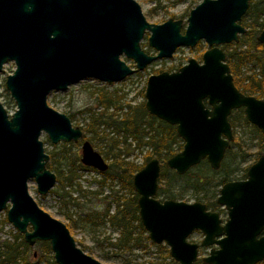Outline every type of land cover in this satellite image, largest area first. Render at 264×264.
I'll list each match as a JSON object with an SVG mask.
<instances>
[{"label":"water","instance_id":"water-1","mask_svg":"<svg viewBox=\"0 0 264 264\" xmlns=\"http://www.w3.org/2000/svg\"><path fill=\"white\" fill-rule=\"evenodd\" d=\"M251 0H201L182 19L148 22L136 0H0V72L13 61L5 88L16 109L0 102V211L29 246L47 241L56 264H106L80 248L64 222L43 210L28 190L33 179L39 194L56 183L46 164L40 135L52 144L77 142L83 131L47 103L51 91L66 90L86 78L121 81L157 59L171 58L181 46L204 40L199 62L193 57L174 71L150 74L144 107L174 125L181 150L165 164L178 175L206 160L216 170L233 139L229 115L243 108L245 119L261 133L264 147V99L242 93L234 84L220 44L238 42L240 23ZM148 53L141 45L145 33ZM264 44V25L256 36ZM131 59L135 68L121 58ZM80 162L103 172L108 164L85 139ZM161 163L150 158L132 176L140 223L149 240L169 247L178 264H193L199 247H209L205 264H256L264 260V154L246 178L222 184L216 203L225 221L200 201L159 200ZM200 230L199 243L187 237Z\"/></svg>","mask_w":264,"mask_h":264},{"label":"rangeland","instance_id":"rangeland-1","mask_svg":"<svg viewBox=\"0 0 264 264\" xmlns=\"http://www.w3.org/2000/svg\"><path fill=\"white\" fill-rule=\"evenodd\" d=\"M136 1L140 4L142 13L148 22L162 23L168 18L182 19L184 28L189 11L201 0ZM242 25L245 27L244 24ZM148 34L149 32L145 33V36L141 40V45L146 52L154 54L156 50L147 44ZM223 45H220V47L223 48ZM206 48L207 44L204 40L200 41L194 47L181 46L176 49L171 58L157 59L143 70H136L133 74L125 77L121 81L104 82L94 78L83 79L70 85L66 90L51 91L47 96V103L57 111L67 114L71 119L72 125L78 126L83 130L87 140L103 156L107 163L110 162L111 157L106 158L105 152L115 142L116 149L121 151L120 158L136 165H143L144 154L150 150V147H137V140L129 134L116 131L112 125H99L96 134L90 131L85 132L84 128H87L88 122L91 120V113H102L106 116L113 113V120H120L130 113V108L145 102V85L150 74L158 73L162 70L174 71L181 65L187 63L190 57L201 61V54ZM121 58L128 65L135 68L134 62L131 59L125 58L124 56H121ZM14 68V62L9 61L3 65V70L0 72V102L9 114L16 109V106L4 84L6 76L12 73ZM249 68L250 64L243 67L242 71L250 72ZM99 94L110 95L113 99H117V103L105 108L99 103ZM118 106H122L121 109H118ZM235 114V111H233L231 119L234 122L233 133L236 142L232 144L229 152L236 153L238 156H225L223 160L225 164L218 170L211 171L214 178H218V175L228 172L230 173V180L243 179L242 175L245 172V168L255 162L260 154H264V149L260 150L261 140L256 130L250 123L246 124L240 118L234 117L233 115ZM124 138H126L125 142H123ZM40 139L43 141L45 152L49 155L48 161L53 160V168L56 167L57 169L63 170L64 173H67L71 164L74 166L77 165L78 162L75 158L78 157L80 159L81 140L77 142L52 144L44 132L41 133ZM177 144L174 146L175 149L178 148ZM259 151L260 153L258 154ZM240 154H244L245 157L241 159ZM200 169L201 166L198 164L192 167L190 171L195 176L197 173H200ZM52 171L57 174L55 169ZM75 172L78 176L76 179L77 184L65 185L62 188L59 181H56L48 193L39 194L35 181L30 179L28 182V190L43 210L68 225L72 236L80 248L84 249L87 254L100 262L106 264H178L170 255V257H167L169 247L166 244H155L146 240L144 238L147 235L146 232L141 234L144 242L142 246H134L131 248H118L114 246L113 243L119 235V230L111 225L107 216H95L94 213H102L107 206L109 208V214L114 213L116 208L114 202L115 195L122 194L127 197L129 195L127 189L120 187L119 183L115 180L111 181L107 179L105 183H100L103 175L93 168H77ZM171 172H174V170L168 168L166 177ZM187 178L175 177L172 185L169 186L172 194L176 196L175 199L186 202L200 201L205 203L204 191H195L187 187L185 183ZM161 186L165 187V184L162 183ZM219 188L220 186H211L209 190L210 194ZM82 191H93L96 193L84 195L85 193L83 194ZM217 195L218 191L216 192L214 200ZM156 198L159 200L167 199L165 193L156 195ZM218 207L216 211L220 212L223 220L226 219L225 209L219 205ZM139 231V228H137V234ZM16 234L20 233L7 221L6 211H0V242L5 240L13 241ZM202 238L203 234L199 230L194 231L188 236L189 241L196 243H199ZM209 249V247H201L199 250V258L206 256ZM26 257L28 259L27 263L19 260L17 264H45L44 258L39 257L38 247L36 245L31 246L30 250L26 253Z\"/></svg>","mask_w":264,"mask_h":264},{"label":"trees","instance_id":"trees-1","mask_svg":"<svg viewBox=\"0 0 264 264\" xmlns=\"http://www.w3.org/2000/svg\"><path fill=\"white\" fill-rule=\"evenodd\" d=\"M153 1L159 2L160 0ZM241 23L245 25L246 32L240 36V40L237 44H234L233 46L227 45L225 60L229 65L235 86L244 94L254 95L258 98L264 99V44L258 42L256 39V36L264 25V0H251L248 10L241 19ZM248 64H250V72H243V67H246ZM98 99L99 103L105 108L117 103V99H113L110 95L106 94H99ZM121 107L122 106H118L117 108L121 109ZM235 113L236 114L233 115L234 117L240 118L246 124L249 123L245 119L242 109L235 110ZM112 115L113 113L108 114V116L102 113H91V120L88 122L87 128H84V131H90L96 134L97 127L101 124H105L106 126L112 125L118 132L122 131L125 134L131 135L135 140H137V147H150V150L144 154L143 165L152 157L158 158L161 163L157 195L165 193L167 198L175 199L176 196L172 194L169 186L172 185L175 177H188L185 181L186 186L194 189L195 191H204V197L206 198L205 204L208 209H218V205L216 204L214 197L219 189L212 194H210L209 190L211 186L218 187L224 182L230 180V173L226 172L218 175V178H214L211 173L213 169H211L206 160H202L199 163L201 166L200 173H197L195 176L192 175V172L190 171L192 169L191 168L182 175H178L174 171L166 177L168 167L165 162L167 158L178 152L183 145L182 139L179 138L176 133L175 126L149 114L144 107V102L130 108V113L120 120H113ZM230 121L233 126L234 122L231 118ZM252 127L256 130L259 139L261 140L262 137L259 130L253 125ZM145 137L146 139H144ZM82 139H87L85 134ZM125 139L126 138L123 139V142H125ZM235 142L236 139L233 140L232 144H235ZM176 144L178 145V148L175 149L174 146ZM116 148L117 146L114 142L109 146L107 152H105V157L108 158L110 156L111 160L108 162V168L105 171L98 172L103 175L100 183H105L107 179L111 181L115 180L119 183L120 187L127 189L129 195L127 197L122 194L115 195L114 202L116 208L114 213L109 214V208L107 206L102 213L95 212L94 215L101 217L107 216L111 225L115 226L119 230V235L113 243L114 246L118 248L142 246L144 245V242L141 234L146 231L140 223L137 206L138 195L132 185V176L143 165H136L120 158L121 151ZM261 149H263L262 144H260V150ZM259 153L260 151L258 154ZM126 155H128V153H126ZM228 155L231 157H234L235 155L238 156L236 153H231L227 150L226 156ZM240 156L241 159L245 157L244 154H240ZM75 160L78 162L77 165L74 166L71 164L67 173H64L63 170L57 169L56 167L53 168V160L48 161L46 164L50 170H56V180L59 181L62 188L65 185L77 184L76 179L78 176L75 172L77 168L91 169L90 167L81 164L78 157H76ZM223 164H225L224 161H222L221 166ZM162 183L165 184V187L161 186ZM82 193H85L84 195H86L95 194L96 192L82 191ZM137 228H139L140 234H137ZM144 238L149 240L147 235H145ZM35 245L38 247L39 257L44 258L45 264H56L53 259L50 245L47 241H37ZM30 248L31 246L23 240V236L20 234H16L13 241L5 240L0 242V264H17V261L19 260L27 263L28 259L26 257V253L30 250ZM167 257H170L168 251ZM193 264L205 263H203L201 259H198ZM256 264H264V260Z\"/></svg>","mask_w":264,"mask_h":264},{"label":"flooded vegetation","instance_id":"flooded-vegetation-1","mask_svg":"<svg viewBox=\"0 0 264 264\" xmlns=\"http://www.w3.org/2000/svg\"><path fill=\"white\" fill-rule=\"evenodd\" d=\"M240 36H241V35H240ZM240 36H239V40H240ZM200 41H202V40H200ZM200 41H198L197 44H199ZM238 42H239V41H238ZM238 42L224 43V45H223V44H220V45H223V48H221L220 45H219V47L225 52V56H226V48H227V45H228V46H229V45L233 46L234 44H237ZM197 44H196V45H197ZM206 44H207V43H206ZM207 48H208V45H207ZM207 48H206V49H207ZM206 49H205V50H206ZM205 50H204V51H205ZM202 54H203V52H202ZM202 54H201V56H202ZM225 61H226V60H225ZM199 62H200V61H199ZM239 109H242V110H243V108H238V109H234V110L231 111V113H230V115H229V121H230V118H231V115H232L233 111H235V110H239ZM243 114H244V113H243ZM244 117H245V116H244ZM157 119H158V118H157ZM230 123H231V121H230ZM251 125H252V124H251ZM231 126H232V124H231ZM253 126H254V125H253ZM82 131H83V130H82ZM259 132H260V131H259ZM232 133H233V126H232ZM260 134H261V133H260ZM83 136H84V132H83ZM261 137H262V136H261ZM234 139H235V138H234V133H233V139H232V141L230 142V147H229L227 150H229V149L231 148V144H232V142H233ZM79 141H80V140H79ZM82 141H83V139H81V142H82ZM182 143H183V142H182ZM261 144H262V138H261ZM263 149H264V147H263ZM227 150H226V151H227ZM260 155H261V154H260ZM260 155H259V156H260ZM225 156H226V152H225V154H224L223 160H224ZM259 156H258V157H259ZM258 157H257V158H258ZM223 160H222V161H223ZM107 164H108V163H107ZM221 164H222V162H221ZM250 165H251V164H250ZM250 165H249V166H250ZM220 166H221V165H220ZM249 166L246 167L245 172H244V174L242 175V178H243V179L246 178V172H247V169H248ZM219 168H220V167H219ZM219 168H218V169H219ZM211 169H212V168H211ZM218 169H216V170H218ZM213 170H214V169H213ZM236 180H241V179H236ZM228 181H230V180H228ZM158 183H159V181H158ZM221 186H222V185H221ZM221 186H220V187H221ZM158 188H159V187H158ZM219 189H220V188H219ZM157 192H158V191H157ZM218 193H219V190H218ZM156 195H157V194H156ZM217 196H218V195H217ZM216 198H217V197H216ZM167 199H168V198H167ZM215 202H216V199H215ZM216 204H217V203H216ZM217 205H218V204H217ZM219 206H220V205H219ZM220 207H222V206H220ZM207 208H208V207H207ZM218 208H219V207H218ZM4 211H5V210H4ZM212 211H216V210H212ZM221 211H222V210H221ZM225 211H226V210H225ZM217 212H219V211H217ZM219 214H220V212H219ZM220 217H221V216H220ZM6 219H7V218H6ZM222 220H223V219H222ZM223 221H225V219H224ZM145 231H146V230H145ZM195 231H196V230H195ZM199 231H200V230H199ZM193 232H194V231H193ZM193 232H192V233H193ZM146 233H147V232H146ZM21 235H22V234H21ZM22 236H23V235H22ZM147 236H148V234H147ZM148 238H149V237H148ZM23 240H24V239H23ZM187 240H188V237H187ZM149 241H150V240H149ZM188 241H189V240H188ZM190 242H191V241H190ZM152 243H153V242H152ZM195 243H196V242H195ZM161 244H164V243H161ZM211 247H214V245H213V246H209V248H211ZM200 248H201V247L198 248V258H197V260L202 258V257L199 258V250H200ZM209 251H210V249H209ZM208 253H209V252H208ZM169 255H170V254H169ZM203 257H204V256H203ZM197 260H196V261H197ZM196 261H195V262H196ZM201 261H202V260H201ZM195 262H194V263H195Z\"/></svg>","mask_w":264,"mask_h":264}]
</instances>
